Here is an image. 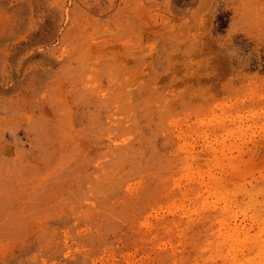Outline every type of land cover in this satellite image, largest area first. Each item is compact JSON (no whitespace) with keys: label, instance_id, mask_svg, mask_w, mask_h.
<instances>
[{"label":"rangeland","instance_id":"rangeland-1","mask_svg":"<svg viewBox=\"0 0 264 264\" xmlns=\"http://www.w3.org/2000/svg\"><path fill=\"white\" fill-rule=\"evenodd\" d=\"M0 264H264V0H0Z\"/></svg>","mask_w":264,"mask_h":264}]
</instances>
